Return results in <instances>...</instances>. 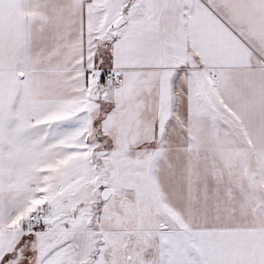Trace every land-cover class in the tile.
Instances as JSON below:
<instances>
[{
  "label": "snow or ice",
  "instance_id": "1",
  "mask_svg": "<svg viewBox=\"0 0 264 264\" xmlns=\"http://www.w3.org/2000/svg\"><path fill=\"white\" fill-rule=\"evenodd\" d=\"M0 264H264V0H0Z\"/></svg>",
  "mask_w": 264,
  "mask_h": 264
}]
</instances>
